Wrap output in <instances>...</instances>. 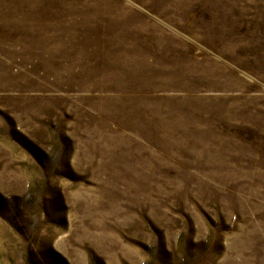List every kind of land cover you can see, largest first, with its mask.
<instances>
[{
	"label": "rangeland",
	"instance_id": "obj_1",
	"mask_svg": "<svg viewBox=\"0 0 264 264\" xmlns=\"http://www.w3.org/2000/svg\"><path fill=\"white\" fill-rule=\"evenodd\" d=\"M0 264H264V0H0Z\"/></svg>",
	"mask_w": 264,
	"mask_h": 264
}]
</instances>
